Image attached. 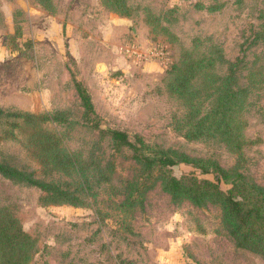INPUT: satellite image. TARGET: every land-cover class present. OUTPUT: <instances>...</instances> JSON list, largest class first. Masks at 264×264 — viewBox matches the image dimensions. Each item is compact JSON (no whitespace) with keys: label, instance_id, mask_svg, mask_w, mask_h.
<instances>
[{"label":"rangeland","instance_id":"rangeland-1","mask_svg":"<svg viewBox=\"0 0 264 264\" xmlns=\"http://www.w3.org/2000/svg\"><path fill=\"white\" fill-rule=\"evenodd\" d=\"M131 42L167 57L130 58ZM182 58L201 61L185 80L205 96L194 114L170 84ZM230 90L240 149L212 124L214 96ZM106 127L175 158L237 165L264 187V0H0V160L79 199L45 202L37 185L0 175V203L34 239L27 264H264L236 244L219 202L173 196ZM200 170L170 167L211 176Z\"/></svg>","mask_w":264,"mask_h":264},{"label":"trees","instance_id":"trees-1","mask_svg":"<svg viewBox=\"0 0 264 264\" xmlns=\"http://www.w3.org/2000/svg\"><path fill=\"white\" fill-rule=\"evenodd\" d=\"M38 1L44 6L50 3V0ZM200 66V60L182 58L172 67L171 87L181 96L195 99V102L191 104L192 114L195 111L206 109V106H202L205 96L201 93L196 94L194 91L187 92L185 86V80L192 76L195 69H200ZM77 90L85 112L93 113V103L85 88L78 84ZM235 102V95L231 90L227 94L215 95L211 102L214 107L212 124L214 129L224 125L228 134L227 143L234 149H240L243 144L237 129L230 120V114L235 109ZM225 111L228 112V117L225 116ZM205 116H208L207 112ZM37 117L41 121H52L56 118L48 114H38ZM201 122L200 119L194 127H201ZM100 130L107 133L117 146L129 147L132 157L142 168L143 175L149 176L155 173L154 179H160L164 189L173 196L188 197L195 203L206 200L219 202L223 211L224 223L236 244L264 254V187L248 175L246 176L236 167L237 165L224 168L216 161H207L209 163L204 164L200 159L193 160L187 156L175 158L149 148L140 137L131 138L124 129L106 127ZM180 161L192 163L201 169L199 173H210L211 176H199L193 171L179 176L172 174L170 167ZM0 175L37 185L45 192L41 197L45 202L66 201L73 204L79 202L77 196L61 187L59 183L35 178L32 173L5 160H0ZM140 184L143 183L140 181ZM34 250V239L22 226L13 207L10 204L0 203V264H27Z\"/></svg>","mask_w":264,"mask_h":264},{"label":"built area","instance_id":"built-area-1","mask_svg":"<svg viewBox=\"0 0 264 264\" xmlns=\"http://www.w3.org/2000/svg\"><path fill=\"white\" fill-rule=\"evenodd\" d=\"M123 49L127 56L135 59L149 57L153 59L164 60L167 57L165 48L155 44L143 46L138 43L131 42L126 44Z\"/></svg>","mask_w":264,"mask_h":264}]
</instances>
